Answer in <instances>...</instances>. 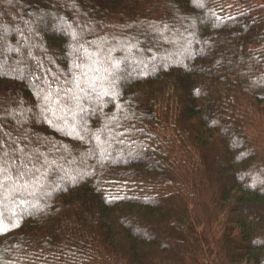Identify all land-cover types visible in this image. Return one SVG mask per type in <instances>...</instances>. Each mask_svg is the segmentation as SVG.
Listing matches in <instances>:
<instances>
[{
  "label": "trees",
  "instance_id": "obj_1",
  "mask_svg": "<svg viewBox=\"0 0 264 264\" xmlns=\"http://www.w3.org/2000/svg\"><path fill=\"white\" fill-rule=\"evenodd\" d=\"M0 132V264H264V0H0Z\"/></svg>",
  "mask_w": 264,
  "mask_h": 264
},
{
  "label": "rangeland",
  "instance_id": "obj_2",
  "mask_svg": "<svg viewBox=\"0 0 264 264\" xmlns=\"http://www.w3.org/2000/svg\"><path fill=\"white\" fill-rule=\"evenodd\" d=\"M52 10H53V8H52ZM72 26L73 25H71V24H65V23H62L61 24V26H60V28H61V31H60V33H57V29H56V33L57 34H60L61 36L62 35H65V36H67V35H70V32L72 31ZM156 63V62H155ZM154 63V64H155ZM46 64V63H45ZM47 65V64H46ZM153 65V64H152ZM37 69H38V67H37ZM130 70V72L132 73V74H138V73H140V71H141V68H138V67H132V68H130L129 69ZM30 80L31 81H37L38 80V77L36 76V74H34V76H30ZM8 141H7V138L4 136V137H1V132H0V145H1V147L2 148H5V145H6V143H7ZM34 207H36V205H33L32 206V209L34 208Z\"/></svg>",
  "mask_w": 264,
  "mask_h": 264
},
{
  "label": "snow or ice",
  "instance_id": "obj_3",
  "mask_svg": "<svg viewBox=\"0 0 264 264\" xmlns=\"http://www.w3.org/2000/svg\"><path fill=\"white\" fill-rule=\"evenodd\" d=\"M47 102H48V96H45L44 97V103H47ZM44 111H45V109L42 108V110H41L42 115H43ZM49 123H51V122L49 121Z\"/></svg>",
  "mask_w": 264,
  "mask_h": 264
}]
</instances>
